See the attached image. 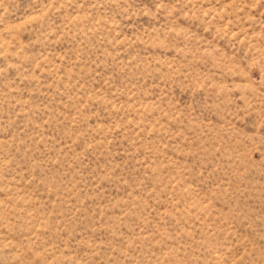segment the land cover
Returning <instances> with one entry per match:
<instances>
[{"label":"rangeland","instance_id":"rangeland-1","mask_svg":"<svg viewBox=\"0 0 264 264\" xmlns=\"http://www.w3.org/2000/svg\"><path fill=\"white\" fill-rule=\"evenodd\" d=\"M0 264H264V0H0Z\"/></svg>","mask_w":264,"mask_h":264}]
</instances>
